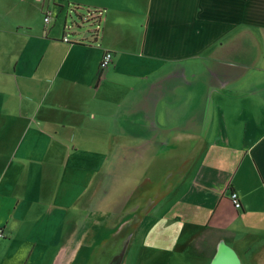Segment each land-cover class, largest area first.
Instances as JSON below:
<instances>
[{"label":"crops","instance_id":"crops-1","mask_svg":"<svg viewBox=\"0 0 264 264\" xmlns=\"http://www.w3.org/2000/svg\"><path fill=\"white\" fill-rule=\"evenodd\" d=\"M131 156L132 264H264V0H0V236L96 228Z\"/></svg>","mask_w":264,"mask_h":264},{"label":"rangeland","instance_id":"rangeland-1","mask_svg":"<svg viewBox=\"0 0 264 264\" xmlns=\"http://www.w3.org/2000/svg\"><path fill=\"white\" fill-rule=\"evenodd\" d=\"M71 7L73 21L82 26L93 21L95 28H97L93 29V33H96L100 15L90 9H87L90 13H86V8L83 10L75 5ZM45 14L46 12L43 13V20ZM62 15L64 14L62 13ZM53 18L52 16L51 25H53ZM69 23L71 24L70 18ZM57 28L60 29V26L57 25ZM125 165L127 171L121 175L117 173L119 174L117 177H112V187L107 189L103 199L102 197L96 199V203L97 201L98 203L93 209L97 211L91 213L88 207V213L85 215L90 216V220L92 219L96 223L99 221L96 228L93 227L90 230L84 221L79 220L74 237L70 238V241H66L65 238L62 239L60 233L61 229L66 230L67 226L62 224L61 221L48 220L42 223L43 226L40 225L39 241L26 239L24 232L9 239L0 236V264H124L127 258L126 264H132L134 259L131 254L132 248L126 254V250L129 248L126 235H124L125 239L119 240L122 246H120L121 243L116 245L117 240L114 238L116 230H106L104 221L106 219L108 223L114 221L120 210L122 212L124 207L128 208L134 203V199L130 198L132 189H135L134 182L151 174L153 170L147 164L144 165L137 156H131ZM126 179H128V183L124 185ZM88 205L91 206L92 204ZM98 206L99 209H97ZM78 208V215H80L83 206ZM3 211L8 212L9 210L3 209ZM1 217L0 215V219ZM102 221L103 225L101 224ZM87 233H89V239L91 240L89 243L91 244L86 242ZM58 237H60L59 241H57Z\"/></svg>","mask_w":264,"mask_h":264},{"label":"built area","instance_id":"built-area-1","mask_svg":"<svg viewBox=\"0 0 264 264\" xmlns=\"http://www.w3.org/2000/svg\"><path fill=\"white\" fill-rule=\"evenodd\" d=\"M49 20H50V15L48 14L45 17V22H48ZM65 40H68V38L65 37ZM113 58H114V55L112 51L110 50L105 51L103 54L102 60H101V64H99L100 70H104L107 67H109V65H111L113 62ZM230 197L235 205V208L239 209L243 206L238 194L235 191H232Z\"/></svg>","mask_w":264,"mask_h":264},{"label":"trees","instance_id":"trees-1","mask_svg":"<svg viewBox=\"0 0 264 264\" xmlns=\"http://www.w3.org/2000/svg\"><path fill=\"white\" fill-rule=\"evenodd\" d=\"M79 8H81V9L85 10V8H84V7H79ZM87 11H88V10H87ZM87 11H86V13H90V11H88V12H87Z\"/></svg>","mask_w":264,"mask_h":264}]
</instances>
